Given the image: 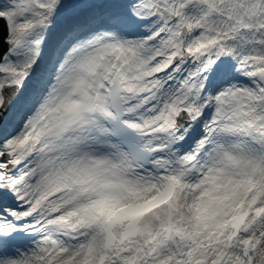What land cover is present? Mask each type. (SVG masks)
<instances>
[{
  "label": "snow or ice",
  "instance_id": "1",
  "mask_svg": "<svg viewBox=\"0 0 264 264\" xmlns=\"http://www.w3.org/2000/svg\"><path fill=\"white\" fill-rule=\"evenodd\" d=\"M0 264H264V0H0Z\"/></svg>",
  "mask_w": 264,
  "mask_h": 264
}]
</instances>
